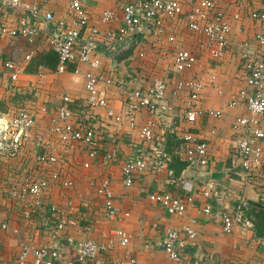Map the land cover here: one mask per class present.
<instances>
[{
    "label": "crops",
    "instance_id": "obj_1",
    "mask_svg": "<svg viewBox=\"0 0 264 264\" xmlns=\"http://www.w3.org/2000/svg\"><path fill=\"white\" fill-rule=\"evenodd\" d=\"M36 1L40 16L29 22L38 29L32 42L27 43L23 38L0 39V61L11 58L20 69L14 89L10 88L6 75L0 76V107L15 105L20 100L27 101L37 117V128L43 129L47 117L61 103L62 95H69V108L73 112L78 111L85 99L83 73L87 66L70 62L62 72H55V67L38 66L40 54L51 49L48 37L54 32L56 22L61 20L64 25L69 24L70 9L69 0ZM219 8L225 12L230 29L225 52L218 60L209 56L194 34L190 33L194 41L176 40L174 32L177 34L179 28L186 30L179 19L168 25V30L174 33L172 42L164 38L156 41L150 33L142 32L116 44V49L132 45L129 59L113 64L110 59L113 51L103 54L105 70L114 69L128 88L146 89L153 76L166 82L163 101L168 110L153 117L154 133L150 140L138 138V129L149 114L140 110L134 117V125L129 127L124 117V92L109 86L103 93L113 114L119 119L110 120L105 117L102 108L93 109L92 122H96L95 139L99 152L95 159L86 156L82 145L64 149L57 139L51 137L53 147L63 159L62 168L69 181L67 188L51 184L40 199L15 201L9 195L8 187L17 185L28 174H39V171L28 165L30 151L20 160H10L6 166L0 167V218L6 223V228L0 227V264L12 261L22 244L30 247L54 246L63 258L74 260V248L79 242L86 239L107 242L116 228L124 230L128 243L120 246L114 241L107 254L102 256V264H176L166 257L160 247V232L164 228L180 229L184 225H189L195 232L185 249L191 259L203 264H264V235L254 236L252 225L245 227L234 223L229 233L222 234L219 217L200 212L206 204L211 205L212 211L232 212L234 205L240 201L245 204L249 201L264 203V153L253 172L248 173L240 167L234 152V138L238 130L233 127L232 120L248 115V112L242 105H228L230 95L244 83L238 57L240 51L264 58V48L257 49L254 40V35L260 30L259 24L248 16L251 10H264V0H223ZM104 9L113 12L114 19L108 23L99 21ZM86 11L88 21L80 34L94 45L106 29L120 24L119 8L108 0H89ZM45 12L52 14L46 31L42 29V14ZM18 16L17 10L0 4V21L12 24ZM182 46L190 48L196 60L190 69L175 75L171 54L173 49ZM139 52L141 56H138ZM184 78H194L201 84L194 103L200 113L191 122L183 117L192 106L191 92L188 88H174L175 81ZM41 106H45V111H40ZM208 111L217 112L219 116L214 117ZM185 130L206 143L205 162L187 165L179 159L185 165L173 175L177 136ZM157 148L164 153L165 163L156 169L151 164V154ZM111 151L115 156L103 160L102 156ZM132 154L141 156L149 164L147 169L134 175L129 186H125L120 166ZM83 162H87L88 166L83 167ZM169 172L176 178V183L170 182ZM104 180L108 184L110 204L116 210L113 216L107 215V201L96 191L98 184ZM181 181L191 182L193 194L192 202L186 205L182 214H170L148 198L150 193L160 191L182 196ZM67 200L71 202L70 206H66ZM52 203L62 211L64 218V227L57 234L53 233V227L58 214L49 210ZM20 264L32 263L27 258ZM81 264L93 263L87 261Z\"/></svg>",
    "mask_w": 264,
    "mask_h": 264
},
{
    "label": "built area",
    "instance_id": "obj_2",
    "mask_svg": "<svg viewBox=\"0 0 264 264\" xmlns=\"http://www.w3.org/2000/svg\"><path fill=\"white\" fill-rule=\"evenodd\" d=\"M108 1L119 8L120 24L115 28L106 29L96 45L80 34V30L86 26L88 21L86 5L89 0H69V24L66 26L61 20L57 21L54 32L48 37L49 45L56 54L55 72H62L70 62L87 66L83 73L85 99L77 112L69 108L70 97L64 94L55 112L47 117L44 128L38 129L37 117L27 101L20 100L15 105L0 107V167L6 166L10 160H20L26 152L30 151L31 157L28 165L39 171V174H28L17 185L8 187V193L15 201L40 199L51 184H57L61 189L69 186V181L65 178L64 167L62 168L63 159L53 147L51 137L57 139L64 149L80 144L85 148L88 158L97 157L99 152L95 139L96 122H92L93 109L102 108L108 119L116 121L119 119L116 114H113L103 93L109 86L124 92L126 104L124 117L129 127L134 125V117L140 110L143 109L149 114L138 129V138L142 141L152 138L153 117L168 110L163 101L166 82L153 76L146 89L128 88L122 76L116 75L114 69L105 70L102 65L103 54L107 51H114L116 44L124 38L148 32L154 36L156 41L164 38L172 42L174 33L168 30V25L171 21L179 19V23L189 33L199 37L202 42L200 45L205 47L212 59H220L225 52L230 24L223 9L219 8L223 0ZM0 4L15 9L19 13L12 24L0 21V39L3 37L23 38L27 43H31L38 31L34 25L29 24L31 19L40 16L37 1L0 0ZM248 16L258 22L260 27L254 35L256 48H264V10H251ZM42 19V29L46 31L47 24L52 21V14L45 12L42 14ZM112 19L114 16L110 9L101 11L100 22L108 23ZM141 55L142 53L139 52L138 56ZM238 57L244 83L230 95L228 105H242L248 112V115L235 117L232 125L238 130L234 138V152L239 158L240 167L250 173L260 164V158L264 153V58H259L245 50H241ZM195 60L194 52L188 48L178 47L172 50V67L175 75L190 69ZM19 71L17 64L11 58H3L0 61V76H7L11 89H14ZM174 88L176 90L188 88L191 92L192 106L183 117L186 121H194L200 113L194 103L201 84L194 78H184L176 80ZM45 109V106H41L40 111H45ZM208 114L214 117L219 116V113L213 111H208ZM205 151L206 143L198 140L193 134L186 130L178 134L174 153L187 165L203 164ZM114 156V151H111L105 153L102 159L110 160ZM164 163L165 155L160 148H157L151 154V164L157 169ZM148 164L137 154L126 157L120 166L122 183L129 186L134 175L147 169ZM82 166L87 167L88 163L83 162ZM169 174L170 182L176 183V178L171 172ZM180 186L184 191L182 196H177L170 191H160L150 193L148 198L158 203L166 212L180 215L193 199L191 182L181 181ZM96 191L102 194L107 201V215H116L115 208L110 204L107 181L100 182ZM204 195L207 196V193L204 192ZM70 204L71 202L67 200L66 206ZM245 208V202L240 201L234 205L232 212H216L212 211L211 205L206 204L201 207L200 212L204 215L218 216L221 233L227 234L234 223H240L245 227L251 225L244 214ZM49 210L58 214L57 222L53 227V233L57 234L64 227L62 211L53 203L49 205ZM0 227L6 228V223L1 218ZM160 233L159 245L170 261L176 264H203L199 260L191 259L185 251L188 243L195 236L194 230L189 225L181 226L180 229L164 228ZM114 241H117L120 246L128 243V236L123 229H114L112 238L107 242L82 240L74 248L76 255L74 260L63 258L58 248L54 246L30 247L22 244L18 255L8 264H20L27 258H30L32 264H81L87 261L102 264V256L107 254Z\"/></svg>",
    "mask_w": 264,
    "mask_h": 264
},
{
    "label": "trees",
    "instance_id": "obj_3",
    "mask_svg": "<svg viewBox=\"0 0 264 264\" xmlns=\"http://www.w3.org/2000/svg\"><path fill=\"white\" fill-rule=\"evenodd\" d=\"M37 61L39 64L38 66H45L49 69H53L56 65V54L50 49L43 54H40ZM173 161L176 164V167L174 170H171L173 175H176L178 171L184 167L185 162L180 161L177 156L173 157ZM244 214L251 222L254 236L259 237L264 235V203L261 201L247 202Z\"/></svg>",
    "mask_w": 264,
    "mask_h": 264
},
{
    "label": "water",
    "instance_id": "obj_4",
    "mask_svg": "<svg viewBox=\"0 0 264 264\" xmlns=\"http://www.w3.org/2000/svg\"><path fill=\"white\" fill-rule=\"evenodd\" d=\"M132 45L120 46L110 54V59L113 64H119L131 57Z\"/></svg>",
    "mask_w": 264,
    "mask_h": 264
},
{
    "label": "rangeland",
    "instance_id": "obj_5",
    "mask_svg": "<svg viewBox=\"0 0 264 264\" xmlns=\"http://www.w3.org/2000/svg\"><path fill=\"white\" fill-rule=\"evenodd\" d=\"M175 33V38H176V40L178 39V40H181L182 41V39L184 38L185 40H190V41H194V38H193V36H191L190 35V33L189 32H187L186 30H183V28H179V30H178V33L176 34V32H174ZM181 33H184V35L183 34H181ZM182 37V38H181ZM184 40V41H185ZM185 46V45H184ZM184 46H182V47H184ZM185 48H188V47H185ZM188 49H190V48H188ZM172 55V54H171ZM153 75V74H152Z\"/></svg>",
    "mask_w": 264,
    "mask_h": 264
}]
</instances>
